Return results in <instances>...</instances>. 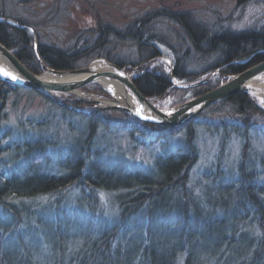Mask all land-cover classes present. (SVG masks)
<instances>
[{"label":"rangeland","instance_id":"374dc122","mask_svg":"<svg viewBox=\"0 0 264 264\" xmlns=\"http://www.w3.org/2000/svg\"><path fill=\"white\" fill-rule=\"evenodd\" d=\"M161 10L182 13L187 22L198 32L203 30L205 35L224 29L234 33L264 29V0H245L241 3L237 0H0L1 16L6 17L5 20L9 23H24L22 25L33 35L34 44L52 45L68 54L79 55L84 50V54L73 61L74 68L86 66L97 58L126 63L137 62L139 48L133 41L117 40L109 35L106 37L107 43L97 49L94 44L99 42L98 27L109 25L126 32L135 20L147 13ZM151 24L150 33L157 38L150 41L160 52V56L149 60V68L159 65L166 72H172L177 55L185 63L183 69L190 74L199 73L207 67V61L200 60L201 52L193 48L179 23L159 18ZM201 43L199 47H205L203 40ZM128 71H132L133 76L137 73L136 69ZM208 74L210 73L198 80ZM217 74L218 72L210 78L216 77ZM169 75V79L171 77L177 83H190L186 82V79L173 77L170 72ZM261 79H264V75ZM225 80L226 77L220 83ZM81 89L88 97H108L105 91L107 96L84 90L83 87ZM51 96L56 100L76 105L85 113L92 110L102 111L97 116L112 126H98L91 144L87 147L85 117L77 114L78 112L61 109L37 91L18 87L8 94L0 120V133L8 132V136L1 142V146H6L7 150L0 155V170L23 173L34 155L42 153L45 149L48 154L45 151L44 154L51 158V162L38 163V170L60 174L59 170L62 168L59 161L65 158L72 148L79 150L88 160L87 163L96 159L107 168L122 164L154 170L158 156L168 155L185 144L184 132L151 144L149 138L139 134L131 136L127 129L119 126L132 122V118L120 110L93 108L82 101L80 104H74L72 101L78 99L74 94L52 93ZM194 96L193 91L189 90L177 96L166 93L152 100L158 108L166 110L179 104L177 102L181 99L186 101ZM250 97L259 106H263L264 101L252 95ZM208 107L197 114L198 120L241 123L240 116L228 106L213 109H207ZM251 121L254 122L255 128L246 133H237L231 129L208 130L203 125H196L194 128L196 159L188 172V190L206 217L228 215L231 219L229 225L233 222L232 213H236L237 205L225 186L230 181L234 187L238 185V166L245 143H248V153L244 172L252 174V182L256 180L264 185V115H254ZM81 187L70 186L59 195L51 194L39 196L37 200L22 201L25 210L33 208L35 214V219L29 216L28 224L22 225L24 227L20 228L18 233L24 240L26 251L33 255L34 264H53L60 257L56 241L50 235L48 227V213L55 210V202L59 204L60 213L65 212L61 220L66 233L64 247L68 248L69 252L71 247L79 245L81 236L87 230L85 214L96 212L104 216L109 224L115 221V215L119 212V196L125 191L94 189V196L90 200L92 206H79L77 203L83 194L81 189H84L83 196L90 193L89 188ZM234 191L235 188L233 193ZM258 197L264 202V194H258ZM44 204L52 206L47 209L42 206ZM147 205L148 201L144 202L141 210H146ZM247 206L250 211L246 220L239 221L241 230L236 240L227 245L221 241L218 234H214L208 240L199 241L198 248L190 257V264H235L245 258L248 251H251L249 243L258 237L262 238L264 234V219L262 225H258L254 208L250 203ZM131 223L132 220L129 221V224ZM110 226L105 224L104 228L108 229ZM131 230L136 233L137 229ZM8 233L10 238L9 241L5 240V244L10 247L19 239L15 232ZM173 238L171 234L167 237L168 240ZM69 252L64 253L59 264H71L72 257ZM262 258L264 264V254ZM179 264H183V261L180 260Z\"/></svg>","mask_w":264,"mask_h":264},{"label":"trees","instance_id":"16d2710c","mask_svg":"<svg viewBox=\"0 0 264 264\" xmlns=\"http://www.w3.org/2000/svg\"><path fill=\"white\" fill-rule=\"evenodd\" d=\"M237 2L241 3L245 0H237ZM0 17V42L12 50L30 71L40 73L42 66L58 70L74 68L73 61L78 58L76 55L68 54L66 51L44 43H37L34 46L33 35L26 27L22 28L9 23L1 14ZM184 17L182 13L161 10L147 13L135 20L126 32L103 25L98 27L100 37L97 41L99 42H96L94 46L100 49L103 44L107 43L106 37L109 35L117 40L137 43L139 48L137 62L126 63L120 60L112 61L109 58L108 60L119 66H126L127 70L135 67L137 73L133 79L134 84L144 96L150 98H159L166 93L173 96L182 95L189 90L193 91V95H199L216 86L224 77L243 71L264 58V29L237 33L224 29L205 35L203 30L198 32ZM159 18H167L179 23L193 48L201 52L200 60L207 61V67L203 71L190 74L183 69L185 63L177 55L171 75L175 78L186 79V82H192L217 69L216 77L210 78L203 85L191 89H180L172 85L169 72L161 66L149 68V60L160 56V52L150 41L157 38L150 33L151 22ZM18 24L24 23L18 22ZM202 40L206 45L200 48L199 44ZM18 87L20 86L0 81V120L8 94ZM83 89L107 96L104 90L96 84L85 85ZM72 102L81 103L79 99ZM180 102L183 100L177 103ZM225 106L240 116L241 123L224 121L215 123L201 121L195 117L183 125L171 127H160L133 118L131 123L120 124L119 126L127 129L131 136L139 134L144 138H149L151 144L178 132L185 133L184 146L178 147L168 155L158 156L154 170L138 166L127 167L122 164L107 168L96 159L87 163L88 160L74 148L70 149L69 154L59 161L62 168L59 170L60 174L38 170V163L51 162V158L44 154L45 149L42 153L34 155L23 173L1 169L0 264H34L33 255L26 251L23 245L24 240L18 233H20V228L28 224L29 216L35 219L33 217L35 214L33 208L26 211L22 201L37 200L39 196H50L51 194L59 195L70 186L89 188L90 193L85 196H83L84 189H81L83 194L79 197L77 203L79 206H92L93 203L90 200L94 196V189L124 190L125 192L119 196V212L115 215V221L112 224L94 211V213L84 215L87 230L81 236L79 245L71 247L70 252L64 247L66 233L62 228L61 218L65 212L60 213L59 204L55 202V210L48 213V227H50V235L56 241L60 257L53 264H59L60 258L67 251L71 253V264H179L180 260L183 264H190V257L198 248L199 241L208 240L214 234H218L221 241L227 245H231L236 240L241 230L239 221L246 220L250 211L247 204L252 205L258 225H262L264 202L258 194H264V185L256 180L252 182L254 180L252 174L248 175L246 171L244 172L248 143L243 146L242 159L238 166L240 171L238 185L234 187L230 181L225 186L237 205L236 213H232L231 225H229L231 219L228 215L206 217L202 212L203 209L191 197L187 187L188 172L196 159L193 144L196 125H203L208 130L228 131L231 129L237 133H242V131L246 133L255 128L251 117L264 115V103L263 106H259L246 93L234 94L210 105L207 109ZM59 107L65 111L74 112ZM100 112L102 111L92 110L89 113H77L87 120L85 138L87 147L91 144L98 126L105 128L112 126L111 123L97 116ZM6 136L8 132L0 133V155L7 150L6 146H1L2 139ZM233 188H235L234 193ZM146 201H148L147 209L141 210L142 204ZM42 206L48 209L52 205ZM130 220H132L131 224H129ZM105 224L111 225L110 228L105 229ZM172 228L173 231H171ZM131 229H137L136 233ZM7 232L10 234L15 232L19 239L15 240L10 247L5 244V240L9 241L10 238ZM170 234L174 238L168 240L167 237ZM263 235L262 238L258 237L249 243L251 251H248L245 258L235 264H262Z\"/></svg>","mask_w":264,"mask_h":264},{"label":"water","instance_id":"95a60500","mask_svg":"<svg viewBox=\"0 0 264 264\" xmlns=\"http://www.w3.org/2000/svg\"><path fill=\"white\" fill-rule=\"evenodd\" d=\"M10 23L22 28L25 27L24 25H19L14 21H11ZM0 56L5 59L16 74V79H12V76H5L0 72V81L37 91L54 104L74 112L82 111H80L76 105L54 99L51 94H74L80 101L92 106L93 108L117 109L137 121L152 123L160 127L183 125L194 119L197 114L206 107L237 93H246L249 96H255L260 101H264V80L253 83V81L261 79V76L264 75V58L261 61L247 67L243 71L226 76V80L217 86L164 110L158 108L152 98L144 96L136 88L133 81L134 76L127 70L126 67L119 66L103 58H97L95 60L104 61L109 67V70L107 71L93 68L92 61L86 66L65 70L42 66V71L40 73H34L15 56L12 50L7 48L1 42ZM134 69L135 67L132 68V70ZM45 71H49L58 78H43L42 73ZM217 72L218 70L216 69L205 78L195 82L181 84L175 82L171 77L170 82L173 86L180 89H191L207 83L209 78ZM100 78L110 80L122 88L125 93V103L115 102L116 99L113 95L104 89L103 90L108 94V97H90L91 95H89V97L86 96L83 98L77 93L78 91L84 93L81 89L84 85L97 83ZM128 95L131 96L134 103L128 101ZM106 101H111L113 103L104 104ZM168 113H171V115H168Z\"/></svg>","mask_w":264,"mask_h":264},{"label":"bare ground","instance_id":"6f19581e","mask_svg":"<svg viewBox=\"0 0 264 264\" xmlns=\"http://www.w3.org/2000/svg\"><path fill=\"white\" fill-rule=\"evenodd\" d=\"M28 31H29V29H28ZM92 67L97 69V70H104V71L109 70V67L105 64L104 61H101V60H94L92 62ZM0 72L2 74L4 72H7V73L10 74V76H15L16 77V74L11 69V67L8 65V63L5 61V59L2 58V56H0ZM129 72H131V74H132V71H129ZM42 77L46 78V79H56V78H58L56 75L50 73L49 71L43 72L42 73ZM62 77H65V76H62ZM260 80L263 81L264 79H259V80L253 81V83H257ZM96 84L99 87H101L102 89H104L105 91H107L108 93H110L111 95H113V97L116 99L115 102L125 103V100H124L125 93L123 92V89L120 88L114 82H112L110 80H107L105 78H100V79H98V82ZM77 93L83 98L86 97V95L84 93L80 92V91H78ZM128 97H129L128 101L134 103V101L132 100L131 96L128 95ZM111 103H113V102H111V101L104 102V104H111Z\"/></svg>","mask_w":264,"mask_h":264},{"label":"snow or ice","instance_id":"6c2138e0","mask_svg":"<svg viewBox=\"0 0 264 264\" xmlns=\"http://www.w3.org/2000/svg\"><path fill=\"white\" fill-rule=\"evenodd\" d=\"M3 74H4L5 76H9V75H10V74L7 73V72H4ZM11 78H12V79H16L15 76H12ZM262 103H264V102H262ZM137 114H139V113H137ZM168 115H171V113H168Z\"/></svg>","mask_w":264,"mask_h":264},{"label":"flooded vegetation","instance_id":"af4514ba","mask_svg":"<svg viewBox=\"0 0 264 264\" xmlns=\"http://www.w3.org/2000/svg\"><path fill=\"white\" fill-rule=\"evenodd\" d=\"M34 46H36V44H34ZM82 54H84V50L81 53H79V55L78 54H75V53L74 54H71V55H76L79 58V57H81Z\"/></svg>","mask_w":264,"mask_h":264}]
</instances>
